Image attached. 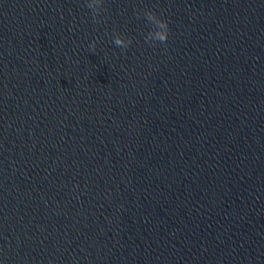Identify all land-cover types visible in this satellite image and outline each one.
<instances>
[{"label": "clouds", "instance_id": "1", "mask_svg": "<svg viewBox=\"0 0 264 264\" xmlns=\"http://www.w3.org/2000/svg\"><path fill=\"white\" fill-rule=\"evenodd\" d=\"M85 4L86 7L91 10L93 21L96 20L102 11H106V9L103 8L104 0H85ZM137 15H139V13H137ZM143 16L153 25L152 30H150L144 37L145 42L151 44H155L156 42L166 44L169 39V20L161 18L155 11L152 10L144 12ZM132 42L131 38H126L119 33L113 34L112 43L124 51L128 49ZM89 47L94 49L95 41H93Z\"/></svg>", "mask_w": 264, "mask_h": 264}]
</instances>
